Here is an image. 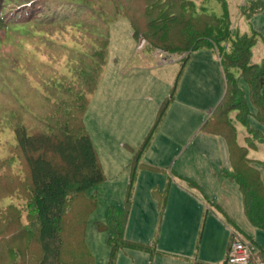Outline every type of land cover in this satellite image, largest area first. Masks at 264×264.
<instances>
[{
  "label": "trees",
  "instance_id": "1",
  "mask_svg": "<svg viewBox=\"0 0 264 264\" xmlns=\"http://www.w3.org/2000/svg\"><path fill=\"white\" fill-rule=\"evenodd\" d=\"M85 1L88 7L54 0H0V92L11 98V112L2 125L16 124L17 142L3 162L0 176V204H4L0 207V250L7 251L6 255L0 253V264H96L86 238L89 217L97 208L96 193L90 192L106 177L84 118L105 72L109 36L107 32L93 34L90 20L99 23L102 16L116 11L117 16L129 20L134 36L145 39L151 49L184 56L182 69L193 53L209 50L217 56L226 92L203 129L227 140L231 168L226 175L239 184L249 223L264 232V181L255 160L249 158L250 149L258 145L256 140L250 141L251 135L244 137L245 145H241L237 128V124L247 126L249 134L264 141V135L250 127L251 105L241 87L244 81L256 109L254 117L264 125V60L251 63L256 37L232 27L226 0H217L225 9L223 18L199 11L191 0ZM135 2L140 3L135 6ZM242 9L248 14L246 7ZM67 28L72 29L74 38L79 33L83 46H61L53 38ZM88 40H94L96 47L89 50ZM45 43L62 49L55 50L57 63L62 55L68 57L71 75L60 74L56 63L38 65L37 53L26 44L40 50ZM40 69L57 76L50 75L49 80L39 77ZM30 98L40 103H28ZM45 107L50 110L47 114ZM142 149L134 157V168ZM22 161V172H17L16 165ZM183 183L188 189L197 185L187 178ZM159 199L163 208L164 199ZM130 209L129 200L123 208L110 207L106 222L97 223L100 231H110V264L120 249L157 252L155 244L126 239ZM219 210L238 229L229 215ZM249 240L264 256V248Z\"/></svg>",
  "mask_w": 264,
  "mask_h": 264
},
{
  "label": "rangeland",
  "instance_id": "2",
  "mask_svg": "<svg viewBox=\"0 0 264 264\" xmlns=\"http://www.w3.org/2000/svg\"><path fill=\"white\" fill-rule=\"evenodd\" d=\"M54 1L88 7L85 0ZM191 1L199 11L225 17V9L217 0ZM226 1L232 27L241 34L256 37L251 63L262 64L264 0ZM137 3L140 2L133 4L137 6ZM243 7L248 9V14L242 13ZM101 19L99 23L97 19L90 20L94 32L91 33L98 36L107 32L109 56L84 118L106 177L90 192L96 193L97 208L89 217L86 238L96 264H110L113 255L108 242L110 231H100L97 223H105L108 209L123 208L127 200L131 209L126 239L155 244L157 252L154 256L136 248L120 249L115 254L114 264H154L156 257L161 258L159 264H197V260L224 264L233 233L244 238L242 241L247 244H251L249 239H252L264 246V232L255 229L245 215L239 184L226 175L231 168L227 140L203 129L211 117L210 111L217 107L226 92L217 56L209 50L205 51L208 55L198 52L190 56L182 69L184 56L151 49V44H144L134 36L129 20L117 16V11ZM102 22L107 26L101 25ZM63 33L53 37L61 46H83L79 41L84 39L79 33L75 35L77 38L72 29L67 28ZM88 43L89 50L96 47L94 40ZM26 46L37 53L38 65L56 63L60 74L68 72L71 75L68 66L72 63L67 61L68 57L62 55L57 63V47L49 43L40 50L30 44ZM40 71L37 75L44 79L55 74ZM241 87L247 91L251 105L250 127L264 135V125L254 117L256 109L250 102L248 86L242 81ZM10 100L6 92H0V176L3 162L17 146L16 124L8 128L2 125L11 112ZM26 101L35 106L40 103L33 98ZM43 111L50 112L46 107ZM237 128L241 145H245L244 137L249 135L250 141L256 140L258 147L250 149L249 158L255 160L264 181V141L255 133L249 134L247 126L237 124ZM140 149L142 154L134 168L132 162ZM22 168L23 161L17 163L15 170L22 172ZM185 178L195 182L196 187L188 189L183 183ZM157 195L164 199L163 208L159 207ZM2 206L4 204H0ZM219 208L229 215L238 229L228 223ZM0 253L6 255L7 251L1 249Z\"/></svg>",
  "mask_w": 264,
  "mask_h": 264
},
{
  "label": "built area",
  "instance_id": "3",
  "mask_svg": "<svg viewBox=\"0 0 264 264\" xmlns=\"http://www.w3.org/2000/svg\"><path fill=\"white\" fill-rule=\"evenodd\" d=\"M227 261L228 264H264L256 246L239 240L231 245Z\"/></svg>",
  "mask_w": 264,
  "mask_h": 264
},
{
  "label": "crops",
  "instance_id": "4",
  "mask_svg": "<svg viewBox=\"0 0 264 264\" xmlns=\"http://www.w3.org/2000/svg\"><path fill=\"white\" fill-rule=\"evenodd\" d=\"M206 50H203V51H200L201 53H204V55H208V54H206V52H205ZM198 52H196V53H193L192 54V56H194L195 54H197ZM215 55V54H214ZM191 56V57H192ZM218 60V59H217ZM213 109H215V108H213ZM213 109L210 111V115H211V113H212V111H213ZM129 224V223H128ZM127 228H128V226H127ZM127 231V230H126ZM246 239H249L248 237H245ZM242 239H244V238H241V237H236L235 236V239L233 240L232 239V237H231V244L235 241V240H242ZM256 242H258V241H256ZM263 248H264V246L260 243V242H258ZM231 244L229 245V247H228V249H227V257H228V253H229V249H230V246H231ZM157 247V246H156ZM158 254V253H157ZM154 256H156V255H154ZM264 257V256H263ZM155 258V257H154ZM176 258H179V257H176ZM161 258H158V257H156L155 259H154V264H159V263H161V260H160ZM170 259V258H169ZM178 261H180V260H178ZM177 263H180V262H177ZM197 264H221L220 262L219 263H216L215 261H213V263L211 262V261H199V260H197ZM224 264H228L227 263V259H226V261H225V263Z\"/></svg>",
  "mask_w": 264,
  "mask_h": 264
}]
</instances>
